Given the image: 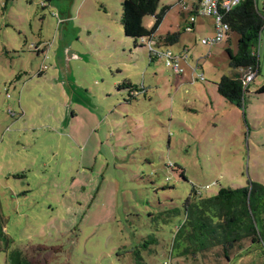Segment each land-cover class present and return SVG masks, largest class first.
Segmentation results:
<instances>
[{"label": "rangeland", "instance_id": "rangeland-1", "mask_svg": "<svg viewBox=\"0 0 264 264\" xmlns=\"http://www.w3.org/2000/svg\"><path fill=\"white\" fill-rule=\"evenodd\" d=\"M123 1L0 0V264L13 249L32 264H264L248 239L229 261L174 248L192 188L264 185V27L238 108L216 90L237 73L225 52L235 34L203 45L214 31L201 15L190 30L198 1L159 0L154 47L188 49L176 75L124 35Z\"/></svg>", "mask_w": 264, "mask_h": 264}, {"label": "trees", "instance_id": "trees-1", "mask_svg": "<svg viewBox=\"0 0 264 264\" xmlns=\"http://www.w3.org/2000/svg\"><path fill=\"white\" fill-rule=\"evenodd\" d=\"M198 3L200 0H197ZM182 3V0H178ZM159 0H124L122 3L121 26L124 35L135 41V45L142 39L154 41L166 8L158 12ZM199 6V4H198ZM198 6H192L190 16H199ZM264 12V0L262 3ZM152 17V28L143 26V19ZM190 17V18H191ZM229 24V36H237L236 51L226 48L229 67L237 73L233 78L223 76L216 84L217 93L228 103L242 108L249 85L259 73V59L256 51L258 39L264 21L257 9L256 0H243L225 15ZM194 24L189 22L190 30ZM180 33L167 34L159 38L157 43L169 47L178 42ZM224 42V41H223ZM222 42V43H223ZM150 61L152 57L149 55ZM253 75L250 82L245 77ZM130 89H132L130 87ZM255 94L264 96V83L258 86ZM183 222L179 226L175 238L174 248L180 256L193 260L198 257L220 250L222 257L230 260L233 249L243 240H250L252 244L264 245V185L248 183L243 188H220L214 196L202 197L192 188L183 205ZM178 213L177 210L172 214ZM0 235L2 229H0ZM7 264H32L27 254L19 249L8 252Z\"/></svg>", "mask_w": 264, "mask_h": 264}, {"label": "built area", "instance_id": "built-area-1", "mask_svg": "<svg viewBox=\"0 0 264 264\" xmlns=\"http://www.w3.org/2000/svg\"><path fill=\"white\" fill-rule=\"evenodd\" d=\"M243 0H200L198 6V14L211 19L214 36L211 39L201 40L203 45H216L225 41L228 37L230 28L229 24L225 21V15L237 6ZM185 9V6H184ZM194 18H190V23L194 22ZM141 42L148 48V53L155 60L163 59L167 67L171 68L173 73L180 75L183 73L181 63H185L187 53L174 55L170 51H161L154 47V42L150 39H142ZM253 75L245 77L246 82H250ZM199 80L203 81V75L199 76Z\"/></svg>", "mask_w": 264, "mask_h": 264}, {"label": "crops", "instance_id": "crops-1", "mask_svg": "<svg viewBox=\"0 0 264 264\" xmlns=\"http://www.w3.org/2000/svg\"><path fill=\"white\" fill-rule=\"evenodd\" d=\"M194 27H195V24H194ZM188 52V49L186 47L183 48V53H187ZM180 55V53H179ZM186 63V62H185Z\"/></svg>", "mask_w": 264, "mask_h": 264}]
</instances>
